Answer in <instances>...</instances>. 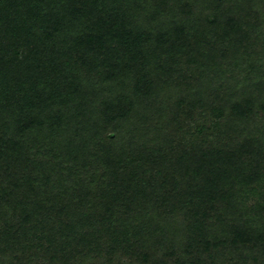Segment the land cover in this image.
I'll return each instance as SVG.
<instances>
[{"label": "trees", "instance_id": "obj_1", "mask_svg": "<svg viewBox=\"0 0 264 264\" xmlns=\"http://www.w3.org/2000/svg\"><path fill=\"white\" fill-rule=\"evenodd\" d=\"M88 1L95 5L96 26L103 28L102 23L110 22L109 32L119 27L127 31L118 42L117 51L132 54L125 61V72L145 66L142 69L145 74L137 87L156 86L150 82L159 69L164 74L184 68L197 71L198 76L187 89L176 90V99L190 98L174 104L179 111L186 109L183 117L175 110L176 127L170 129L168 117L173 112L161 105L153 108L156 110L153 117L158 119L156 125L143 129L153 135L151 147L157 150L151 153H157L156 159H165L173 167L167 162L168 172L161 167L152 173L145 168L140 151L114 147L112 140L119 134L113 131L108 136L111 142L101 152L103 158L98 163L100 177L96 186L83 183L58 187V181L64 176L72 177L80 162L82 147L79 137L72 136L69 140L64 137L67 129L61 119L53 120L46 134L33 136L37 132L33 131L35 120H39L33 117L35 109L40 106L43 118L49 116L46 108L57 99L56 92H51L52 88L46 84L45 74L50 72L48 61H38L39 56L54 52L42 49L45 37H38L37 33L42 30L49 37L44 22L53 20L55 24H62L74 11L77 15L84 12L74 5L75 0H4L0 7V27L4 20L7 35L25 38L24 43L29 44V52L35 57L27 59L29 71L22 62L24 52L0 46L3 54L0 59V264L8 254L11 261L7 259L6 264H23L22 258L30 259L28 254L34 248L44 250L51 262L66 264L70 246L78 264H85L93 253L110 255L106 264H183L186 261L196 264L194 250L176 257L177 244L185 235L181 231H186L191 239L190 234L201 222L207 231L215 219L219 220L218 229L230 232L228 242H212L220 237L215 232L200 236L201 232L196 238L197 245L213 247L216 253L226 245L250 248L251 264H264V204L238 201L237 190L229 192L232 181L244 173L246 178L264 183V122L254 110L256 104L264 106V56L259 57L264 51V41L262 51L257 52L253 42L245 45L243 35L239 34L241 27L251 26L250 31L254 27L257 39L264 37V0H231L224 9L212 11L204 24L188 33L174 22V17L162 18L158 31L156 25L149 29L143 20L148 3L162 14H168L170 0ZM246 17L247 23L242 24L241 20ZM96 32L100 33L97 45L102 46L108 31ZM132 44L134 48L129 51ZM144 48L148 50L145 52ZM160 54H165V62L169 64L163 65ZM171 62L179 67L173 69ZM241 66L244 74L241 73L235 84L240 90L223 92V87L216 88L214 83H209L211 75L218 77ZM30 78L39 80L41 83L37 86L43 88L35 91L25 88L19 96L21 90L16 88V81ZM40 94L47 97L42 98ZM225 101L230 105H221ZM133 107L125 108L122 116L134 114ZM23 114L31 116L26 119ZM39 131L43 132V128L39 127ZM65 140L72 142L64 143ZM81 166L82 170L88 169L87 163ZM183 169L187 170L185 177H182ZM171 172L181 176L174 178L179 183L175 186L172 181V187H164ZM121 189L132 190L134 199L139 191L150 189L148 203H138L135 208L125 203L128 207L121 209L118 203L122 201ZM88 203L92 206H87ZM101 203H104L103 209L99 210ZM177 214L186 217L181 230L173 227ZM200 216L201 220L195 222ZM7 251L10 253L6 254ZM118 252L121 254L116 259Z\"/></svg>", "mask_w": 264, "mask_h": 264}, {"label": "rangeland", "instance_id": "obj_2", "mask_svg": "<svg viewBox=\"0 0 264 264\" xmlns=\"http://www.w3.org/2000/svg\"><path fill=\"white\" fill-rule=\"evenodd\" d=\"M169 2H172V4L168 7V14H162L157 11L152 3H148L145 6L147 13L143 15V20L148 23L149 29H153L152 26L156 25V30L158 31L157 26L160 27L162 18L167 16L169 18L174 17V22L182 26L188 33L190 29L198 28V26L204 24L212 11H215L216 9H224V7L227 6V3H230L231 0H206L205 2L203 0H170L168 3ZM3 5L4 0L0 2V7ZM74 5L76 7L78 6L84 14L77 15L74 11V13H71L72 17H70L71 15H67V21L62 24H55L53 20H50L49 23L44 22V25H47L48 27V33L50 34L49 37L45 36L42 30H38L39 32L37 33L38 37H45L44 41L41 42L42 49L46 48L49 53L54 52L51 55L45 53V56L44 54L41 57L39 56L38 61L43 63L44 61H48V69L50 72L45 74L46 84L48 87L52 88L51 92H56L54 98L57 99L56 101H51L55 103H51V106L46 108V111H50L49 116L43 118V112L40 113L42 111L40 106L35 109L36 112L33 113V117H39V120H35L33 131L37 130V132H34L33 136L39 135V133L46 134L47 131L49 132L51 122L53 120L61 119L65 121V125L63 126L64 129H67L64 137L68 138V140L71 139L72 136L75 138L79 137V142H81L80 147H82V151L79 154L80 162H78L74 168L75 170L72 177L68 178L67 175L64 176L63 179L58 181L57 186L64 187V185H81L83 183L87 185L92 183V186H96V181L100 177V165H98V163L100 162V159L103 158L101 152H103L102 149L105 150L108 143L111 142L108 136L113 131H115L117 135L119 134L116 139L112 140L115 143L114 147L125 146L127 151H140L139 155L146 164L145 168L152 173H157L161 167L164 171L168 172L169 170H165L169 169L165 165L168 161L165 159H156L157 153H151L152 151L157 150L151 147V139L153 138V135L146 134L143 129L148 126L154 127L156 125L158 119L153 117V113L156 111L153 108L154 106L160 107L161 105L162 108H167V110L171 109L173 112V114L168 117L170 118V129L176 127V121H174L175 110L180 117H183L184 113H186V109L184 111H179L175 109L174 104L180 101V99H190L185 96L176 99L178 97V95L176 97V90L180 89V91H182L187 89V87L195 81L194 79L196 76H198L197 71H193V69L190 68H184L180 72L174 70L172 71L174 73L168 72L164 74L162 69H159L155 71V76L152 75L153 80L151 79L150 82V84H155L156 86H151V88L143 85L137 87V82H140L142 76L145 74L142 70L145 66L140 68L137 67L135 68L136 70L125 72V61L127 62L130 60L129 55L132 54L130 52L117 51L118 42L123 36L127 35V31L122 30V28L119 27L120 29H114L109 32L112 24L110 22L105 24L101 22L103 28H101L100 25L99 27L96 26L95 5L88 0H75ZM5 11L7 15V9H5ZM250 16V14H247V17ZM247 17L241 20L242 24L247 23ZM251 21L257 23V21L253 19ZM120 22H122L121 19ZM2 24V27H0L1 48L8 50L17 49L24 52L25 58L22 61L23 65L31 71L27 59H33L35 56L29 52V44L24 43L26 42L25 38L18 34L8 36V30L5 27L4 20ZM54 28L58 29L54 32L51 30ZM250 28L251 26L241 27L242 32L239 34L243 35L244 44L246 45L248 41H251L254 44L253 49L255 46L257 52L262 51L261 45L263 44L264 37L261 36L257 39V36H255L253 31L254 27L252 32L250 31ZM101 29L102 31H108L105 42H101L102 46L97 45V42H100L97 41L100 33L98 32L97 34L96 32ZM245 33H247V36ZM209 40H212V37ZM163 41L165 40H161V42ZM98 46L100 47L98 48ZM133 48L134 44L130 45L128 50L131 51ZM144 50L146 52L148 49L144 48ZM263 54L264 51L259 53V57L262 58L264 56ZM2 55L3 54L0 51V59H2ZM159 56H162L163 65L165 63L169 64L165 62V54H160ZM6 57L7 56H5V58ZM38 61L35 65H38ZM255 62L258 63L257 60H255ZM171 65L173 66V69L179 67L178 64L175 63H172ZM134 66H138V64ZM242 67L243 66H241V69L233 68L226 74L218 75V77L211 75L209 83H214L213 86L216 88L223 87V92L227 89L240 90V86H235V84H238L237 78L244 74V67L243 69ZM16 82L18 83L16 88L21 90L19 96L22 95L25 88H31L33 91L43 88L37 86L38 83L41 82L35 78ZM40 95L42 98L47 97L46 94ZM173 95H175L174 100L171 99ZM242 97L245 99L247 96L245 95ZM35 99L37 100L36 97ZM221 105H225L226 107L230 105V102L227 101L226 103L225 101ZM130 106L131 108L134 106V114H128L126 115L127 117H123V110L125 108L129 109ZM185 107H187V105H185ZM254 110L259 113L258 118L260 121L264 122V106H261L260 103L259 105L256 104ZM164 112L166 113L167 111ZM30 116L31 114H23V117L26 119ZM137 117H139L138 120L136 119ZM135 122L137 125L136 127H134ZM12 126L15 128L14 125ZM39 127L43 128V132L39 131ZM187 128L189 127L187 126ZM170 132L171 131H169V133ZM68 140H65L64 143L72 142V140ZM148 153L151 154L150 158H148ZM81 163H87L88 169L85 168L86 170H82ZM191 166L192 164H190V167ZM170 167H173L171 163ZM186 172L187 170H182V177H185ZM246 174L247 173H244L240 179L234 180V182L232 181L229 185V192L233 193L237 190L236 198L238 201L243 200L250 204H256L257 202L264 204V183H260L258 180L248 179L246 178ZM178 177L181 178L177 173L174 174L171 172L170 178L164 187H172V181H174V185L176 186L179 183V180H174V178L178 179ZM115 183H118V181L116 180ZM116 189L119 192V188ZM150 192V189L142 191V193L139 191V195L134 199L132 190L121 189L122 199L120 200L122 201H119L118 203L121 205V209L124 208V206H127L125 203H129L132 208H135L138 203H148L147 196ZM104 203L107 204V202ZM104 203L98 205L99 210L103 209ZM88 205H90V207L92 206L91 203H88L87 206ZM175 219L173 227L176 226L178 230H181L182 220H186L185 215L177 214ZM199 219L201 220V216L197 221L195 220V222H198ZM210 226L211 229L206 231L203 229L204 224L201 222L200 226L197 228L195 227L196 230L194 233L190 234L191 239H188L189 234H186V231H181V235H185L177 244L179 246L177 248L178 254L176 257L181 258L194 250V262L196 264L252 263L253 254L250 251V248L241 247L240 249H236V246L227 247L226 245L224 248H219V252L216 253L213 247L203 248L201 245H197L196 238L204 233L207 234V232H215L220 237L215 240L212 239V242H228L227 240L230 239V232L227 234V230L218 229L220 227L218 219H215ZM47 229L48 228H46V230ZM199 233L201 234L197 237ZM262 235L264 236V230ZM61 243L62 242L59 243L58 247H61ZM70 249L71 246L70 248L68 247V254L65 257L64 262L66 264H78L77 256H75ZM8 253L10 252L7 251L6 254ZM120 254L121 253L119 252L117 253L116 259H119L118 256ZM197 254L198 256H196ZM8 256L9 254L7 257L5 255V259H3L1 264H6L8 260L11 261L8 259ZM28 256L30 259L27 257L22 258L23 264H58L51 262V260H49L50 255H47L44 250H35L34 248V250L30 251ZM109 258L110 255L107 256V254H101L98 256L96 253H93L89 255L85 264H106L105 261ZM112 260L116 261L115 259ZM183 264H187V261Z\"/></svg>", "mask_w": 264, "mask_h": 264}]
</instances>
